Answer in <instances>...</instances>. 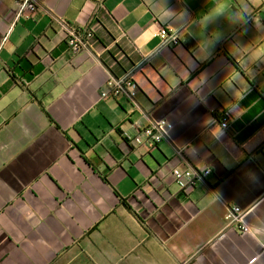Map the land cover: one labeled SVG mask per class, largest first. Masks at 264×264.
<instances>
[{"label":"crops","instance_id":"crops-1","mask_svg":"<svg viewBox=\"0 0 264 264\" xmlns=\"http://www.w3.org/2000/svg\"><path fill=\"white\" fill-rule=\"evenodd\" d=\"M38 2L28 20L0 0V264H264V0H228L233 19L206 27L223 0ZM49 13L92 32L88 49ZM126 77L137 105L102 98ZM157 122L169 139L137 145ZM188 167L211 175L183 191ZM232 206L251 233L228 226Z\"/></svg>","mask_w":264,"mask_h":264},{"label":"built area","instance_id":"built-area-1","mask_svg":"<svg viewBox=\"0 0 264 264\" xmlns=\"http://www.w3.org/2000/svg\"><path fill=\"white\" fill-rule=\"evenodd\" d=\"M17 4L20 8L19 16L28 20H33L36 15L42 10L38 0H17ZM54 24L59 26L61 31L65 34V44L69 51L76 54L82 50L88 49V40L92 37V32H80L71 27L62 17L49 13ZM159 37L161 38V47H171L178 44L177 34L169 28L163 27L160 29ZM138 86L132 80L131 77L124 79H110L106 83V87L103 90L101 96L103 99L116 98L119 96L126 97L131 103L137 105L136 96L138 93ZM220 126L224 130H228L231 127L233 121L230 112H220ZM172 129V125L165 122L152 123L149 127L145 128L140 136L134 139L137 145L146 144L152 148L158 144L169 139V132ZM180 155L181 152L178 151ZM172 175L178 184V186L184 191H189L194 186L195 182H205L206 178L211 175L209 169H194L188 167L186 169H175ZM251 212V209H241L238 206H232L228 209L225 216V221L228 226H235L237 230L246 235L251 233V229L246 224V217Z\"/></svg>","mask_w":264,"mask_h":264},{"label":"clouds","instance_id":"clouds-1","mask_svg":"<svg viewBox=\"0 0 264 264\" xmlns=\"http://www.w3.org/2000/svg\"><path fill=\"white\" fill-rule=\"evenodd\" d=\"M230 5L228 3V0H223V2H219L216 5H214V7L212 8V10L209 13L204 14L200 20L199 23L202 26H207V24L217 18L220 17H225L227 19H233L230 16H226V11L229 9ZM166 10V15L165 17H172V16H178V17H183L185 15H187L186 10L183 11H175L172 9H169L167 7H165ZM241 22H245V17L241 16L240 18ZM220 39V34L219 33H213L212 37H210L209 39L206 40L205 44H204V51L206 55H210V52L208 51L209 47L211 46V44Z\"/></svg>","mask_w":264,"mask_h":264}]
</instances>
